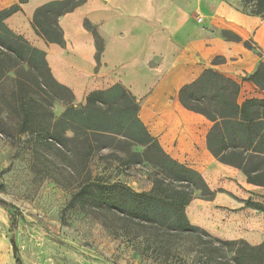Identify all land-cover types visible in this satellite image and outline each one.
<instances>
[{
  "label": "trees",
  "instance_id": "trees-1",
  "mask_svg": "<svg viewBox=\"0 0 264 264\" xmlns=\"http://www.w3.org/2000/svg\"><path fill=\"white\" fill-rule=\"evenodd\" d=\"M28 1L18 0L0 10V88L10 74L15 76L13 89L8 94L0 91V105L9 114L21 116L15 135L19 137L17 147L34 146V155L44 154L46 162L52 165L60 162L70 167L77 178H81L72 201L88 210L118 216L124 223L126 236L132 233L131 225L139 226L140 234L152 242L158 257L169 259L173 254H181L184 243L199 239L197 232L206 233L189 221L186 208L194 201L196 193L202 200L212 201L216 192L199 172L166 153L139 117L138 98L124 86L116 84L94 91L87 96L84 106L74 105L72 91L54 79L47 54L6 23L22 11V5ZM250 1L253 3L251 14L264 20V0ZM86 2L62 0L38 8L32 19L36 35L48 44L64 46L60 18ZM84 26L95 36L96 28L90 22L86 21ZM221 36L228 42L243 43L247 50L262 57L251 39L244 40L229 30H222ZM102 51L103 46L97 45L98 57ZM20 63L27 66L25 82L19 70ZM243 81H250L264 91V61ZM241 89L242 84L236 80L206 69L180 89L178 100L184 109L212 123L206 137L210 153L220 163L241 171L248 184L264 188V99L252 98L240 103ZM56 101L66 106L59 118L50 110ZM137 147L143 152L133 150ZM111 148L121 154L114 157L125 169L144 162L150 164V191L135 193L123 184L92 176L87 170L90 161ZM106 158L100 156L102 160ZM245 205L264 214V205L260 203L248 200ZM220 243L233 252L232 259L218 262L203 254L197 263L264 264V242L259 246L244 240Z\"/></svg>",
  "mask_w": 264,
  "mask_h": 264
},
{
  "label": "rangeland",
  "instance_id": "rangeland-1",
  "mask_svg": "<svg viewBox=\"0 0 264 264\" xmlns=\"http://www.w3.org/2000/svg\"><path fill=\"white\" fill-rule=\"evenodd\" d=\"M175 1L181 6L185 1L188 10L194 12L192 10L197 0ZM202 1L216 17L200 22V14L192 13L197 25L190 33L191 41L196 44L191 47L189 79L183 83L177 76L168 77L161 88L154 87L138 97L139 117L152 136L159 140L173 159L185 166L190 164L200 174H204V165L208 162V153L201 148L210 129L202 117L195 118L192 112L180 105V89L197 79L206 69H213L242 84L239 102L252 98L264 99V91L250 81H243L264 61V20L251 14L253 3L250 0ZM14 3L12 0H0V10ZM225 27H232L244 35L249 33L250 37L243 39H251L262 57L253 51L242 53L246 49L243 43L223 39L221 31L229 30ZM95 38L97 45L103 46L104 39L97 30ZM195 52L201 58L199 61L193 58ZM216 59L217 65H214ZM19 70L25 82L27 66L20 63ZM14 77V74L9 75L0 88L1 93L8 94L13 89ZM72 93L74 105L84 106L87 96L80 99ZM65 108L64 103L56 101L50 110L59 118ZM20 119L21 116L9 114L0 105V264H198L203 254L218 262L233 258V252L220 243L228 240L218 238L202 227L199 228L206 233L197 232L198 240L182 243L181 254H173L169 259L158 257L152 242L140 234L139 226L131 225L132 233L126 236L124 223L119 221L118 216L88 210L72 201L81 178H77V174L64 163L55 162L52 165L45 161L44 154L34 155V146L29 149L17 147L19 137L15 135ZM193 144L198 152L194 151ZM133 150L143 152L140 147ZM115 154L118 153L112 148L102 151L90 161L87 170L93 177L123 184L135 193L150 191V164L144 162L125 169L115 159ZM100 156L107 158L102 160ZM202 176L206 180L205 175ZM234 183L238 187L235 195L239 196L236 197L238 203L225 211L238 220L228 230L248 234L253 231L251 221L255 218L250 215V208L242 203L246 191L237 181ZM195 196L194 201L201 199L199 193ZM188 219L190 221L192 217L188 215ZM13 241L18 249L16 255Z\"/></svg>",
  "mask_w": 264,
  "mask_h": 264
},
{
  "label": "crops",
  "instance_id": "crops-1",
  "mask_svg": "<svg viewBox=\"0 0 264 264\" xmlns=\"http://www.w3.org/2000/svg\"><path fill=\"white\" fill-rule=\"evenodd\" d=\"M55 1L62 0H29L22 5V11L10 17L7 23L47 54L54 79L80 99L116 84L124 86L138 98L149 89L161 88L168 77L177 76L186 82L190 77L191 47L196 44L190 36L197 25L192 13L197 12L203 19L216 17L202 0L196 1L194 12L188 10L185 1L181 6L175 0H87L83 6L60 18L59 25L65 39V45L61 46L48 44L36 35L31 25L36 10ZM86 21L104 39L99 57L96 38L85 28ZM224 29L235 31L242 38L250 37L249 33L244 35L232 27ZM242 53L250 51L243 49ZM193 58L201 59L198 52ZM153 62H157L155 66ZM192 114L195 118L202 117L211 128L212 123L206 118ZM206 144L204 138L201 149L208 153V162L204 165V174H201L205 175L207 184L216 194L212 201H192L186 208L187 216L192 217L193 225L218 238L228 241L240 239L252 246L261 245L264 242V214L249 209L255 218L251 221L253 231L242 234L228 230L238 219L229 216L225 210L238 203L236 197L239 196H235L238 187L234 181L246 191L242 196L243 204L250 200L264 205V188L248 184L241 171L220 163ZM192 147L198 152L194 144ZM187 167L194 169L190 164Z\"/></svg>",
  "mask_w": 264,
  "mask_h": 264
},
{
  "label": "water",
  "instance_id": "water-1",
  "mask_svg": "<svg viewBox=\"0 0 264 264\" xmlns=\"http://www.w3.org/2000/svg\"><path fill=\"white\" fill-rule=\"evenodd\" d=\"M0 202H2V200L0 199ZM13 249H14V254L16 255L17 254V251H18V249H17V246H16V243H15V241H13Z\"/></svg>",
  "mask_w": 264,
  "mask_h": 264
},
{
  "label": "built area",
  "instance_id": "built-area-1",
  "mask_svg": "<svg viewBox=\"0 0 264 264\" xmlns=\"http://www.w3.org/2000/svg\"><path fill=\"white\" fill-rule=\"evenodd\" d=\"M203 18H200L199 21L202 22Z\"/></svg>",
  "mask_w": 264,
  "mask_h": 264
}]
</instances>
